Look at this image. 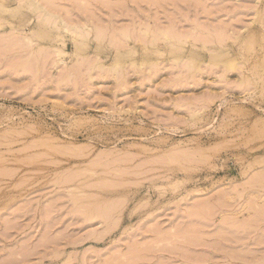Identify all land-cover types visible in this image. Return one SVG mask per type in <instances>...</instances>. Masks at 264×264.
<instances>
[{
  "label": "rangeland",
  "instance_id": "rangeland-1",
  "mask_svg": "<svg viewBox=\"0 0 264 264\" xmlns=\"http://www.w3.org/2000/svg\"><path fill=\"white\" fill-rule=\"evenodd\" d=\"M30 1L0 0V264H264V0Z\"/></svg>",
  "mask_w": 264,
  "mask_h": 264
},
{
  "label": "bare ground",
  "instance_id": "bare-ground-1",
  "mask_svg": "<svg viewBox=\"0 0 264 264\" xmlns=\"http://www.w3.org/2000/svg\"><path fill=\"white\" fill-rule=\"evenodd\" d=\"M37 1H38V0H36V1H35V0H32V1H30V4H31V5H34L36 8H45V7H43V6H44L43 4H42L43 6H41L40 2H39V1L37 2ZM48 18H49V17H48ZM50 18H51V17H50ZM50 18H49V19H50ZM49 19H48V20H49ZM69 30H70L72 33H75V34H77V33H82L83 36L87 35V33H88V32L86 31L87 29H82V30L80 31V30H78V29H75V28H73V27H70ZM99 33H100V32H99ZM14 34H15V33H14ZM166 34H167V33H166ZM96 35H97V33H96ZM121 35H122V34H121ZM10 37H11V36H10ZM15 37H16V36H15ZM15 37H14V38H15ZM26 37H27V36H26ZM26 37H25V36L23 37V40H25L24 42L28 41V39H27ZM100 37H101V35H100ZM98 38H99V37H98ZM98 38L96 37V39H98ZM137 39H139V38H137ZM20 40H21V38H20ZM117 40H118V39H117ZM119 40H120V39H119ZM17 41H18V40H17ZM21 42H22V41H21ZM117 42H118V41H117ZM117 42H116V43H117ZM117 44H118V43H117ZM169 44H170V43H169ZM115 46H116V45H115ZM117 46H118V45H117ZM189 62H190V61H189ZM91 66H92V65H91ZM94 66H96V65H94ZM114 66H115V65H114ZM223 66H224V65H223ZM193 67H194V66H193ZM113 68H114L113 70H115V67H113ZM116 68H117V67H116ZM196 68L199 69L200 67L197 66ZM196 68H195V69H196ZM101 69H102V68H101ZM117 69H118V68H117ZM90 70H91V69H90ZM109 70H111V69H109ZM113 72H114V71H113ZM98 214H99V213H98ZM106 214H107V213H106Z\"/></svg>",
  "mask_w": 264,
  "mask_h": 264
}]
</instances>
